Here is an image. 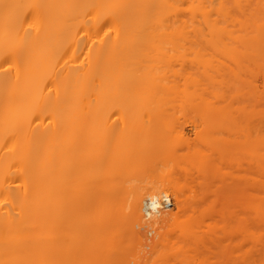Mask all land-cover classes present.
I'll return each mask as SVG.
<instances>
[{"label":"bare ground","instance_id":"6f19581e","mask_svg":"<svg viewBox=\"0 0 264 264\" xmlns=\"http://www.w3.org/2000/svg\"><path fill=\"white\" fill-rule=\"evenodd\" d=\"M258 76L264 0H0V264H264ZM214 129L246 159L230 232Z\"/></svg>","mask_w":264,"mask_h":264},{"label":"rangeland","instance_id":"374dc122","mask_svg":"<svg viewBox=\"0 0 264 264\" xmlns=\"http://www.w3.org/2000/svg\"><path fill=\"white\" fill-rule=\"evenodd\" d=\"M244 75H247V74H244ZM248 76H251V75H249L248 74ZM247 77V76H246ZM246 77H244L243 76V79H242V77H238L236 80H238V79H242L243 81H242V83L244 82V80H245V78ZM252 77V76H251ZM250 77V78H251ZM232 78V77H231ZM234 78V77H233ZM232 78V79H233ZM249 78V77H248ZM247 79L246 78V80L248 81V83L250 82V80H252V79ZM254 78V77H253ZM258 78L259 79H257V81L259 82H254V83H257L256 85H258L257 87H258V90H257V87L256 88H254V90H253V87H250V86H248L249 84H243L242 86L243 87H241V85H239L240 83H239V80H238V86L239 87H237V88H231V90H233L232 92L231 91H228L227 92V90L226 89H230V87L229 86H231V87H233L232 85L233 84H237V82H236V80H234L235 82L232 84L231 83V85H229L230 83H228L227 81V83H226V85H227V87L228 88H226V85L224 86V85H222V83H220L219 85L220 86H224L222 89L223 90H225V92L228 94V96H229V98H230V96L232 95V97H233V95L237 92V93H239L238 94V96L237 97H239V99L237 100V101H239V100H242V101H247L248 102V100L250 99H252V98H250L249 96L251 95H254V93H255V91L256 92H258L257 94L258 95H263L264 94V89H263V87H264V83H263V81H264V79L262 78H260L259 76H258ZM232 79H230V82L231 81H233ZM235 79V78H234ZM225 80H227V78L225 79ZM228 80H229V78H228ZM246 80H245V82H246ZM255 81V80H254ZM241 83V84H242ZM254 83L252 84V85H254ZM208 85H210L209 87L211 88L212 86H211V84L210 83H208ZM247 85V86H246ZM216 86H218V85H216ZM215 86V87H216ZM220 86H218V87H220ZM237 85H235L234 87H236ZM245 86V87H244ZM215 87H213L214 89H215ZM248 87H249V89H248ZM213 88H211V90H214ZM221 88H219V89H221ZM241 88V89H240ZM218 89V90H219ZM221 89V90H222ZM236 89V90H235ZM239 89V90H238ZM245 89V90H244ZM256 89V90H255ZM210 89H209V91H211ZM242 92H241V91ZM243 90H244V92H243ZM248 90H249V92H248ZM217 91V88H216V90H215V92ZM236 91V92H235ZM245 91H246V93H245ZM263 91V92H262ZM217 92H220V90L219 91H217ZM222 92V91H221ZM229 92H231V93H229ZM233 92H234V94H233ZM260 92V93H259ZM212 93H214V91L212 92ZM223 93H224V91H223ZM223 93H221V94H223ZM245 93V94H244ZM250 93V94H249ZM227 94H225V95H227ZM231 94V95H230ZM237 95V94H236ZM235 95V96H236ZM240 95V96H239ZM261 95V96H262ZM241 96H243V97H241ZM246 97V98H245ZM256 97H259V96H257L256 95ZM224 98H225V100L223 101V100H221V99H223V97L220 99L221 101L220 102H222L223 101V103H225V101H226V99L228 98L227 96H224ZM259 98H261V97H259ZM258 98V99H259ZM263 98H264V96H263ZM231 99V98H230ZM234 99H235V97H234ZM237 99V98H236ZM256 101H257V99H255ZM236 101V103L238 104V102ZM254 101V100H253ZM262 101V100H261ZM260 101V102H261ZM264 101V100H263ZM219 102V101H218ZM219 102V103H220ZM228 102V101H227ZM226 102V103H227ZM240 102V101H239ZM247 102H245V103H247ZM259 103V102H258ZM262 103V102H261ZM252 104V103H251ZM250 104V105H251ZM219 105H221L222 106V104H218V106ZM228 104H226L225 106H227ZM230 105H231V103H230ZM232 105H233V103H232ZM241 105V104H240ZM240 105H238V106H240ZM243 105L244 104H242V107H243ZM250 105H248V106H250ZM261 105H263V104H261ZM221 106H219V107H221ZM248 106H245V107H248ZM223 107V106H222ZM251 107H252V105H251ZM251 107H249L250 109H251ZM253 107H254V105H253ZM259 107V106H258ZM263 106H261V108H262ZM249 108H248V110H246V111H249ZM256 108V107H255ZM264 108V107H263ZM237 110L238 109V107H233L230 111H232V110ZM239 109H240V107H239ZM238 109V111H239V113H237L236 111H232V112H230V113H232V114H234L235 113V117L237 118L238 117V115L240 114V111H241V109L239 110ZM253 109V108H252ZM259 110V109H258ZM244 111V110H243ZM243 111H241V113H245V112H243ZM252 111H254V110H252ZM257 110L255 109V112H256ZM264 111V110H263ZM228 112V113H229ZM234 112V113H233ZM250 113H251V110L249 111ZM254 112V113H255ZM259 112H260V110H259ZM226 113V112H225ZM227 113V114H228ZM227 114H224V115H227ZM238 114V115H237ZM253 114V113H252ZM259 114H261V112L259 113ZM242 115V114H241ZM246 115H248V116H250V114H248V112H247V114ZM191 116V115H190ZM228 116V115H227ZM230 116V115H229ZM228 116V117H229ZM243 116V115H242ZM253 116H254V114H253ZM260 116V115H259ZM258 116V117H259ZM263 116V115H262ZM189 117V116H188ZM192 118H195V116H191ZM226 117V116H225ZM230 117H232V116H230ZM241 116L239 115V117L238 118H240ZM245 117V116H244ZM252 117V116H251ZM256 117V116H255ZM257 117V118H258ZM223 118H224V116H223ZM233 118H234V115H233ZM235 118V119H236ZM243 118V117H242ZM242 118H240V122H242V121H244L245 122V120H246V118H243V120H242ZM253 118V117H252ZM260 118H261V116H260ZM262 118H264V116L262 117ZM245 119V120H244ZM248 119V118H247ZM253 119H256V118H253ZM197 120H198V118H197ZM237 120V119H236ZM199 122V121H198ZM257 123V122H256ZM191 126L190 125H187L186 126V128H185V131H187V135H191L190 137L192 138H195L194 136H195V130L194 129H192V127L190 128ZM217 129V128H216ZM261 131H262V134L264 133L263 131H264V127H261ZM189 130V131H188ZM193 130H194V132H193ZM214 131H215V133L217 134H215L214 133V135H213V138H212V149H213V151L211 152L210 151V153H209V161H208V169L206 170V176H205V185H206V188H207V196H208V200L209 201H211V202H214L215 203V201H216V203H217V206H216V211L218 210H220V209H222V210H220L219 211V213L216 215V219H217V223L216 224H218L219 225V227H222L225 231H227V232H230V230H232V227L234 226V223H233V220H229L228 218L226 219L225 217H223L222 216V214L221 213H223V212H227V211H231V209H233V205H234V202H235V199H237V198H240V196L242 195L243 196V190H241L240 192L239 191H237L238 190V187H240V183H239V181L237 180V177L239 176L238 175V165L236 164L235 165V162L237 161L238 162V160H236L237 159V157H242L243 158V165H244V168H246L245 166H246V159L244 158V155L243 156H241L240 155V153H238L237 151H233V149H231V148H229V146L228 145H224L223 146V144L221 143V142H218L217 140H218V138H219V136L221 135L222 136V132L220 133V135H219V133H218V131H216L215 129H214ZM258 133H260V132H258ZM216 135V136H215ZM256 135V134H255ZM258 136L257 137H259V135H261V133L260 134H257ZM264 136V135H263ZM262 136V137H263ZM256 137V138H257ZM192 138V139H193ZM261 139V138H260ZM216 140V141H215ZM215 141V142H214ZM260 141V140H259ZM258 141V142H259ZM263 140H261V142H262ZM260 142V143H261ZM217 145V147L215 146V144ZM264 143V142H263ZM220 144V145H219ZM214 145V146H213ZM260 146H261V144H259ZM220 149H219V148ZM223 147H225V149L222 148ZM215 148L217 149V150H219V152L217 151V150H215ZM261 148H262V146H261ZM229 149H231V150H229ZM216 152H215V151ZM222 150V151H221ZM229 150V151H228ZM261 150H264V149H261ZM261 150H259V151H261ZM218 152V153H217ZM224 152V153H223ZM229 152H230V154H229ZM264 152V151H263ZM257 153H258V151H257ZM215 154V155H214ZM221 154H222V156H221ZM233 154V155H232ZM263 154V153H262ZM217 155H219V156H217ZM226 155H228V157L226 156ZM229 155H232V157H230ZM258 155V154H257ZM261 155V154H260ZM224 156H226V157H224ZM259 156V155H258ZM264 156V155H263ZM263 156H261V157H263ZM221 157V158H220ZM225 158H228V159H225ZM264 158V157H263ZM262 158V159H263ZM222 159V160H221ZM262 159H260V158H258V161H261ZM210 160H212V161H210ZM217 160V161H216ZM231 160H232V162H231ZM212 162V163H211ZM223 162V163H222ZM230 162V163H229ZM256 162V161H255ZM258 163V162H257ZM260 163H263L262 161L260 162ZM260 163H258L260 166H258V164H257V167L258 168H256L255 170H257V171H259L258 173H257V171H255L256 172V175H254L253 177H255V178H260L259 180H262V182L264 181V164H260ZM211 165H213L212 167H211ZM230 165V166H229ZM255 166V165H254ZM210 167L212 168V169H210ZM227 167V168H226ZM261 168V169H260ZM221 170V171H220ZM236 171V172H235ZM213 172V173H212ZM211 173H212V175H214V176H212L211 175ZM209 174V175H208ZM244 174V176H246V177H251L252 175L251 174H249L248 175V173L246 174L245 172L243 173ZM225 175V176H224ZM212 176V177H211ZM258 176V177H257ZM228 177H229V179H228ZM217 178V179H216ZM215 179V180H214ZM219 179V180H218ZM220 179H221V181H220ZM222 179H223V182H224V184H227V185H224L223 186V182H222ZM211 180V182H209ZM213 180V181H212ZM232 180V181H231ZM207 181V182H206ZM234 181V182H233ZM258 182H260V181H258ZM229 183V184H228ZM264 183V182H263ZM146 184V188H145V186L143 185V190H144V192L143 193H145L144 194V196H145V198L143 197V199L145 200H148V198L152 195V193H153V190H152V186L153 185H157L158 184V187L160 188H156V190H161V188L162 187H164L163 186V184H161L160 182H157L156 181V184H155V182H153V183H145ZM152 186H151V185ZM193 184V183H192ZM208 184V185H207ZM237 184V185H236ZM243 184V183H242ZM212 185H214V186H212ZM258 185H260L259 183H258ZM151 186V187H150ZM230 186V187H229ZM149 187V188H148ZM222 187H223V189H222ZM228 187V188H227ZM256 189H254V190H256L257 191V189H260L261 187L259 186V188H258V186L256 187V186H254ZM232 188V189H231ZM212 189V190H211ZM170 190V191H169ZM262 189H260L259 191H261ZM146 191V192H145ZM148 191V192H147ZM234 191V192H233ZM168 192H169V194L171 195V197H172V204H171V206L173 205V213L174 214H177V212H178V209L176 208V206H175V196L173 195V191L171 190V189H168ZM209 192H211V193H209ZM241 193V194H240ZM246 193V192H245ZM262 193H263V191H262ZM149 194V195H148ZM257 194H258V192H257ZM210 195V196H209ZM214 195V196H213ZM263 195V194H262ZM147 196V197H146ZM259 196H260V193H259ZM263 197V196H262ZM215 199V200H214ZM231 199V200H230ZM213 200V201H212ZM218 200V201H217ZM229 201V202H228ZM226 202V203H225ZM227 209V210H226ZM217 211V212H218ZM216 212V213H217ZM218 216H220V217H218ZM232 221V222H231ZM160 225H162L161 223H160ZM263 228V230H264V227H262ZM262 228H261V230H260V227L258 228V229H256V230H260V231H258V232H261L262 231ZM263 244V243H262ZM260 246V245H259ZM264 246V245H263Z\"/></svg>","mask_w":264,"mask_h":264},{"label":"snow or ice","instance_id":"6c2138e0","mask_svg":"<svg viewBox=\"0 0 264 264\" xmlns=\"http://www.w3.org/2000/svg\"><path fill=\"white\" fill-rule=\"evenodd\" d=\"M162 198H163V194H161ZM152 203H153V207H156L157 204H156V198L155 197H152Z\"/></svg>","mask_w":264,"mask_h":264}]
</instances>
